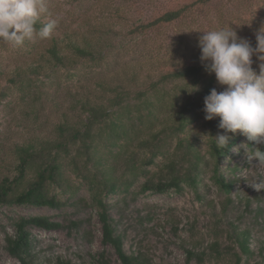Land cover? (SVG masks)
I'll return each mask as SVG.
<instances>
[{"label": "rangeland", "instance_id": "1", "mask_svg": "<svg viewBox=\"0 0 264 264\" xmlns=\"http://www.w3.org/2000/svg\"><path fill=\"white\" fill-rule=\"evenodd\" d=\"M48 4L54 9L49 19H60L65 27L85 31L92 28L97 20L106 21L105 36L73 37L101 38L106 42L103 47L107 53L105 59L95 62L71 58L69 65L62 67L53 64L47 55L41 57V53H46L45 47L50 38L37 39L34 42L36 47H32L29 53L25 44L13 46L1 40L0 57L4 72L0 73V177L16 173L18 157L15 148L18 144L55 138L57 126L64 119L74 121L81 114L82 107L78 104L81 98L109 96L102 91L99 83L122 84L130 91L125 96L132 106L127 116L133 117L141 137L149 132L151 126L153 129L165 126L166 119L182 102L189 98L195 103L202 101L203 86L194 88L189 84L190 79L159 81L165 72L201 62L198 46V37L203 34L201 30H216L231 25L238 37L249 40L255 47L254 32L258 27H264V0H211L203 3L199 0H143L132 4L133 12L128 23L115 16L109 18L106 9L101 19L102 2L91 1L86 7L74 0H48ZM185 5L188 8L173 22L151 28L141 35L126 34L135 21L146 23L166 10ZM253 26L257 28L254 30ZM68 54L74 56L72 52ZM38 59L44 69L31 73L32 69L28 66L37 63ZM109 59L113 62L110 63ZM252 60V68L259 74L264 61L256 55ZM17 68L26 69L32 79L29 84L23 85L18 81ZM224 87L216 80L218 92ZM145 100L150 102L148 106L142 103ZM133 104H140L143 123L135 120L138 112ZM204 117L180 134L181 137H197V144L205 153L197 187L185 183L181 191L140 193L145 180L141 177L127 192L107 197L111 216L123 236L125 250L140 254L147 264H234L233 252L238 248L229 236L232 223L250 228L253 234L251 244L255 253L248 258L244 256L241 264H264L258 253L260 246L264 245V189L257 190L253 186L260 183L259 186L264 188V167L259 165L257 158L249 160L244 148L247 144L249 148L259 147L264 151V145H257L242 135L223 160L221 171L234 181L229 195L232 201L228 202L227 194L212 177L214 161L207 153L210 127L205 124ZM124 120L126 122V117ZM216 130L225 134L219 126ZM164 136L167 147L173 149L178 137L168 133ZM104 142L101 139L98 150L105 157L107 166H116L115 174L120 177L119 181L131 178L125 157H130L133 152L138 158L142 157V150L136 147L137 139H134L130 151L118 158L115 155L120 149L115 147L111 152L103 147ZM162 160L157 158V163L150 166V170H156ZM234 165L238 166V170L232 172ZM70 174L72 181L80 187L71 202L61 209L0 206V264H21L7 250L5 236L14 233V219L36 215L49 216L64 227L49 230L30 228L33 264H98L102 252H105L110 264L120 263L115 248L102 242V223L96 207L91 204L86 181L82 182ZM31 177L32 170L29 169L26 179ZM259 210L262 212L260 215L257 213ZM73 222H78V226ZM215 240L219 241L220 252L212 247ZM189 255L192 256L190 259Z\"/></svg>", "mask_w": 264, "mask_h": 264}, {"label": "trees", "instance_id": "2", "mask_svg": "<svg viewBox=\"0 0 264 264\" xmlns=\"http://www.w3.org/2000/svg\"><path fill=\"white\" fill-rule=\"evenodd\" d=\"M74 1L84 7L91 1L102 2L101 11L99 12L101 19L106 14L104 11L106 9L109 18L115 16L128 23L130 14L133 12L132 4H138L143 0ZM208 1L211 0H199L201 3ZM48 6L50 14L41 15L36 24L37 29L42 28L44 24L51 21L49 17L53 16L54 9L51 5L48 4ZM187 8L188 6L185 5L166 10L154 20L146 23L141 20L139 22L135 21L130 24V29L126 34L141 35L151 28L173 22L180 18ZM92 25V28H88V30L79 31L78 29L65 27L66 25L60 19H57V26L54 28L45 47L46 53H41V57L47 55L53 64L62 67H67L69 65L68 60L71 58H84L94 62L105 59L107 52L105 53L103 47L106 43L103 39H89L87 37L78 39L73 37L105 36L107 34L105 31L106 21L97 20ZM256 28L257 26H253L254 30ZM260 28L261 26L254 33L256 34ZM255 34L253 36H256ZM254 42H256V39ZM0 43L3 46L1 40ZM24 44L27 47V53L31 51L32 47H36L34 42L27 40ZM68 52H72L74 56H70ZM108 61L113 62L110 59ZM2 65L0 57V73L4 72ZM28 68L32 69L31 73H39L44 69V65L38 59L37 63L30 64ZM127 68L126 63L125 69ZM16 75L20 77L18 81H21L23 85H27L32 81L30 75L26 73V69L17 68ZM134 77L135 75L132 76V78ZM171 79H190L189 84L194 88L202 85V101L195 103L189 98V100L182 102L174 114L166 119L165 126L158 129H153L151 126L149 132L143 137L139 135V128L133 117L127 116L131 112L132 106L130 102L125 100V96L129 95L130 91L125 89L122 84L112 86L110 83L113 82L99 83L102 91L109 93V96L103 98L95 95L81 98L78 101V104L80 103L82 107L81 114L74 121H71V118L64 119L57 126L58 134L55 138L16 146L15 151L18 157L15 168L16 173L12 176L0 177V206L29 205L61 209L71 202L80 187L79 184L72 181L70 174L72 173L75 178L80 179L82 182L86 181L91 204L96 207L102 223V242L115 248L120 259L119 264H147L140 254L128 253L125 250L123 236L118 231L111 216L110 203L107 197L117 192H127L131 185L141 177L145 180L141 184L140 193L147 191L155 193H166L170 190L181 191L185 183L197 187L199 168L204 162L205 153L200 150L196 140L197 137H181L180 134L185 132L187 127L200 117L205 116L203 111L204 97L210 93L211 89L215 88L216 77L214 73L209 74L205 70L204 62L201 61L165 72L161 75L159 81L166 83ZM138 94L144 95L143 92H138ZM142 103L147 105L150 102L145 100ZM133 105L137 107L136 113L138 112V115L134 116L135 120L143 123L140 104ZM151 105H153L152 102ZM194 105L198 108L194 109ZM82 115L84 117H81ZM205 124L210 127L207 136V153L214 161L212 177L227 194L228 202H231L229 195L232 192L234 181L229 180L223 174L221 165L242 135L228 133L230 136L228 145L220 149L216 147L214 138L221 133L216 130L219 125V117L205 120ZM164 133L178 137L173 149L167 147V139ZM101 139L105 140L103 147L109 148L111 152L115 147L120 149L115 155L117 158L124 157L122 154L128 153L134 139H137L138 144H136V147L142 150V157L138 158L135 155L136 152H133L130 157H125L126 169L131 178L126 181H119L120 177L115 174L116 166H107L105 157L98 150ZM250 144L252 145V142ZM159 157L163 158L162 162L156 170L151 171L149 167L156 164ZM70 167L72 168L70 169ZM29 169L32 170V177L26 179ZM237 170L238 166L236 165L231 168L232 172ZM257 213L260 215L262 212L259 210ZM73 224L78 226V222H73ZM232 225L233 229L229 236L238 248L236 250L234 247V264H241L244 256L248 258L255 253L251 244L253 234L248 227L242 228L234 225V223ZM32 226L48 230L64 227L61 222L52 220L45 215L20 216L14 219V233L6 234L5 242L9 253L17 258L21 264H33L31 253L33 235L30 231ZM212 245L213 249L220 252L218 240H215ZM258 253L264 260V245L260 246ZM191 255H189V259L192 257ZM98 262V264H110L105 258V252L100 254Z\"/></svg>", "mask_w": 264, "mask_h": 264}, {"label": "clouds", "instance_id": "3", "mask_svg": "<svg viewBox=\"0 0 264 264\" xmlns=\"http://www.w3.org/2000/svg\"><path fill=\"white\" fill-rule=\"evenodd\" d=\"M44 14H50L48 0H0V40L22 46L26 40L50 38L57 20L37 29L36 24ZM201 31L198 46L204 68L215 74L219 85L226 86L219 92L213 88L204 97V118L219 117L218 126L225 133L214 137L216 147L223 149L228 145L230 136L226 133H239L257 145H264V64L259 74L252 68L254 55L264 61V27L255 34V47L249 40L238 37L231 25ZM247 146L244 145L248 159L257 158L264 167V151ZM259 184L253 186L264 189Z\"/></svg>", "mask_w": 264, "mask_h": 264}]
</instances>
